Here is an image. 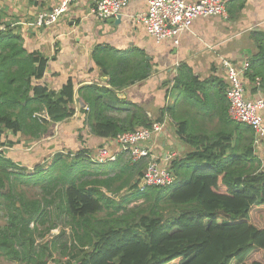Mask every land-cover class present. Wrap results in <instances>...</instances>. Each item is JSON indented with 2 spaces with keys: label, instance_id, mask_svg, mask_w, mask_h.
Listing matches in <instances>:
<instances>
[{
  "label": "trees",
  "instance_id": "obj_1",
  "mask_svg": "<svg viewBox=\"0 0 264 264\" xmlns=\"http://www.w3.org/2000/svg\"><path fill=\"white\" fill-rule=\"evenodd\" d=\"M4 37L0 42V138L6 131H24L37 139L48 124L74 114L73 84L68 81L55 96L41 85L32 86L33 65L37 63L41 70L45 57L38 51L27 53L21 38L9 31ZM105 57L119 61L116 72L123 71L125 58L112 52ZM255 57L249 62L251 72L246 75L249 79L258 77L259 87H263L264 61H260L264 46L259 47ZM182 73L180 70L174 79L173 90L192 94L201 87L196 77H183ZM126 79L116 74L110 83L122 87ZM84 89L85 94L79 91L80 98L88 105L90 129L98 137L132 131L136 121L141 127H149L142 118H135L136 113L132 126L118 125L104 112V94L95 92L92 86ZM41 113H46L48 119ZM240 126L235 123L226 136L216 135L211 142L203 139L199 150L172 163L176 177L172 185L144 191L136 187L137 179L132 181L135 162L120 164L121 159H117L98 164L80 150L68 163L69 154L58 153L45 174L37 166V173L27 178L26 174H17L18 165L0 148V197L8 202L11 189L3 190L13 177L27 183L45 182L44 189L51 182V188H57L61 209L74 223V247L78 243L88 250L81 258L56 264H260L258 259L249 257L264 252V212L262 219H251L254 209L264 207V167L254 156L252 131ZM3 145L0 140V147ZM91 165L96 168L90 170ZM86 176L94 177L83 180ZM127 186L132 196L152 197L156 205L162 202L165 206H152L139 221H129L124 216L98 219L97 214L107 203L117 206L111 194ZM19 203L11 204L12 207L6 204L7 223L0 229V253L17 264H46L40 260L42 254L36 249L30 228L32 221L43 216L44 205L24 198ZM164 207L171 211L169 217L161 213Z\"/></svg>",
  "mask_w": 264,
  "mask_h": 264
},
{
  "label": "crops",
  "instance_id": "obj_2",
  "mask_svg": "<svg viewBox=\"0 0 264 264\" xmlns=\"http://www.w3.org/2000/svg\"><path fill=\"white\" fill-rule=\"evenodd\" d=\"M61 1L0 0V42L9 31L21 38V46L27 53L38 51L45 57L41 70L37 63L33 65L31 85H41L55 96L71 81L74 90L75 112L71 117L48 124L37 139L24 131L8 134L36 144L35 152L37 147H44L47 158L62 153V146L69 144L79 143L78 151L86 154L102 145L113 149L110 137H98L90 129L89 108L79 92L85 94L87 86L104 94L102 103L107 107L104 112L118 125L132 126L134 113L135 118H142L148 126L160 124V134L146 145L161 165L170 168L188 153L199 150L203 139L211 142L216 135L226 136L233 130L230 125L235 122L228 116L223 62L228 60L241 68L244 62L250 64L259 47L264 46V0H232L226 17L195 19L190 30L180 35L178 44L171 40L156 42L148 35L140 20L147 9V0H128L119 13L118 24L92 14L91 3L81 0L70 2L49 26L35 25L39 14L50 11ZM110 52L125 58L123 71L116 72L119 61L105 57ZM180 70L183 77H196L201 87L192 94L173 90ZM250 72L248 66L243 74L247 99L264 98V84L259 87L258 77L249 79L246 74ZM116 74L127 78L122 87L110 83ZM260 113L264 125V108ZM134 126L141 127L137 121ZM252 134L253 153L260 159L264 138L257 143L253 131ZM0 140L4 142L3 138Z\"/></svg>",
  "mask_w": 264,
  "mask_h": 264
},
{
  "label": "built area",
  "instance_id": "obj_3",
  "mask_svg": "<svg viewBox=\"0 0 264 264\" xmlns=\"http://www.w3.org/2000/svg\"><path fill=\"white\" fill-rule=\"evenodd\" d=\"M72 1L62 0L48 12H42L35 20L37 26H49L56 22L60 15L66 11ZM91 3L90 11L98 17L107 19L120 13L128 0H88ZM232 0H147V9L140 15V20L145 30L156 42L171 40L179 43L180 35L190 30L192 23L197 18L210 16L226 17L227 6ZM248 62L243 67H237L228 60L223 62L226 70L227 85L225 96L228 100V116L235 123L248 126L255 134L257 142L264 138V125L260 111L264 108V98L247 99L243 74L248 68ZM258 84V79H256ZM87 108V107H86ZM48 119L46 113L42 114ZM160 124L149 127H138L132 131L118 132L110 137L115 150L107 145H102L92 152L87 153L88 158L94 163L115 161L118 154H127L132 162L142 163L145 166L141 175L137 177L136 187L144 191L150 187H167L173 184L175 175L170 166L161 165L154 156L150 146L146 143L161 132Z\"/></svg>",
  "mask_w": 264,
  "mask_h": 264
},
{
  "label": "rangeland",
  "instance_id": "obj_4",
  "mask_svg": "<svg viewBox=\"0 0 264 264\" xmlns=\"http://www.w3.org/2000/svg\"><path fill=\"white\" fill-rule=\"evenodd\" d=\"M42 114L43 113H41V116L43 117ZM234 124L235 123L230 125L231 128L232 126L234 127ZM240 125L242 126L243 124ZM1 138L4 140V145L1 149L6 153L8 152V156H10L18 165L16 166L17 174H26L27 178H31L35 173H37V166L42 167V169H44L43 173L45 174L53 157H46L45 153L47 151L44 147H37L35 152L34 147H36V144L22 141L19 137H13L8 134V131L4 132ZM255 142L257 141L255 140ZM54 143L61 142L54 141ZM78 145L79 143L69 144V147L62 146L63 151L60 152H62L63 155L69 154L66 158L68 163L73 160V155L78 152L79 148H81ZM113 150H115V147H113ZM90 151L92 150H89V152ZM258 152L259 151L257 150V155L259 156ZM262 152L263 155L258 160H260L262 167H264V151ZM117 159H121L120 164H125L126 162L128 165H130V163L133 164L130 156L127 154H123L122 156L116 158V160ZM144 166L145 162L137 163V165H135V168L133 169L134 174L132 181L137 179V174L143 170ZM93 168L96 167L92 166L90 170H93ZM55 174L56 173H53V175ZM93 177L94 176H86L83 180ZM45 184L47 183L44 182L35 184L32 181L27 183L20 178L13 177L11 184L6 185L3 190V192H5L8 189H11V194L9 193L8 195V202L3 196L0 197V229H2L7 223L6 204L9 207H12L11 204L19 206V200L22 198L26 201L41 202V204L44 205L43 216L41 218H39V216L37 221H32L30 223L36 249L42 254L40 260H44L46 264H56V262H65L72 258H81L84 251L88 250V247L80 248L78 243H76L77 245L74 247V223L61 209L60 197L56 192L57 188H51L53 184L50 182L48 185L49 188L44 189L43 186ZM128 188L129 186L125 187L121 192L114 193L113 195L111 194L110 198L118 203L117 206H112V204L109 206V203H107L105 205V209L97 214V218L101 220H110V218H121L124 216L129 221H139L149 212V209L152 206L157 207V209H159L158 207L162 204L165 206L162 202H159L156 205L152 197L146 199L144 197L139 198L134 195L132 196ZM47 201H51V204ZM263 212L264 207L254 209L251 213V219L254 221L262 219L261 216H263ZM161 213L164 217H169L171 215V211L165 207L163 210L161 209ZM249 259H258L260 264H264V252L253 253L250 255ZM16 262L17 261L11 260L0 253V264H17Z\"/></svg>",
  "mask_w": 264,
  "mask_h": 264
},
{
  "label": "water",
  "instance_id": "obj_5",
  "mask_svg": "<svg viewBox=\"0 0 264 264\" xmlns=\"http://www.w3.org/2000/svg\"><path fill=\"white\" fill-rule=\"evenodd\" d=\"M106 21L108 23L118 24L120 22V14H117L114 17L107 18Z\"/></svg>",
  "mask_w": 264,
  "mask_h": 264
}]
</instances>
